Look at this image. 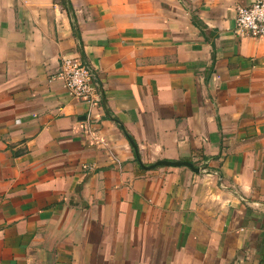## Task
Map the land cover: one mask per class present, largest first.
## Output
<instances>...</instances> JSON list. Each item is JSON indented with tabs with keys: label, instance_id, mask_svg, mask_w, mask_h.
<instances>
[{
	"label": "crops",
	"instance_id": "obj_1",
	"mask_svg": "<svg viewBox=\"0 0 264 264\" xmlns=\"http://www.w3.org/2000/svg\"><path fill=\"white\" fill-rule=\"evenodd\" d=\"M254 1L0 0V264H264ZM78 56L97 108L53 78Z\"/></svg>",
	"mask_w": 264,
	"mask_h": 264
},
{
	"label": "built area",
	"instance_id": "obj_2",
	"mask_svg": "<svg viewBox=\"0 0 264 264\" xmlns=\"http://www.w3.org/2000/svg\"><path fill=\"white\" fill-rule=\"evenodd\" d=\"M234 32L239 37L264 38V0L237 7ZM53 78L63 82L71 97L92 108L101 106L97 73L81 56L63 57Z\"/></svg>",
	"mask_w": 264,
	"mask_h": 264
},
{
	"label": "water",
	"instance_id": "obj_3",
	"mask_svg": "<svg viewBox=\"0 0 264 264\" xmlns=\"http://www.w3.org/2000/svg\"><path fill=\"white\" fill-rule=\"evenodd\" d=\"M136 154H137V158L141 164L142 167H144L147 170H152V169H156L158 167H187L190 168L191 170H193L196 173H200L202 171V168L198 165H196L194 162L190 161V160H170V159H159L153 163L150 164H144L141 162L139 153H138V149L137 146L135 145V143L131 140Z\"/></svg>",
	"mask_w": 264,
	"mask_h": 264
},
{
	"label": "trees",
	"instance_id": "obj_4",
	"mask_svg": "<svg viewBox=\"0 0 264 264\" xmlns=\"http://www.w3.org/2000/svg\"><path fill=\"white\" fill-rule=\"evenodd\" d=\"M193 22L199 26V27H202L201 24L199 23V21L196 19V18H193Z\"/></svg>",
	"mask_w": 264,
	"mask_h": 264
}]
</instances>
